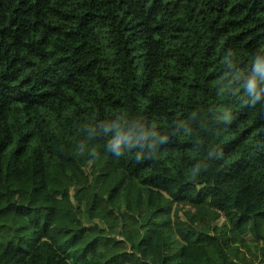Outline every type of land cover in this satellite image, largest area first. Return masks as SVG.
Instances as JSON below:
<instances>
[{
	"label": "trees",
	"instance_id": "1",
	"mask_svg": "<svg viewBox=\"0 0 264 264\" xmlns=\"http://www.w3.org/2000/svg\"><path fill=\"white\" fill-rule=\"evenodd\" d=\"M264 0H0V264H264Z\"/></svg>",
	"mask_w": 264,
	"mask_h": 264
},
{
	"label": "clouds",
	"instance_id": "2",
	"mask_svg": "<svg viewBox=\"0 0 264 264\" xmlns=\"http://www.w3.org/2000/svg\"><path fill=\"white\" fill-rule=\"evenodd\" d=\"M254 65L257 67V69L264 68V56H256L254 60Z\"/></svg>",
	"mask_w": 264,
	"mask_h": 264
}]
</instances>
